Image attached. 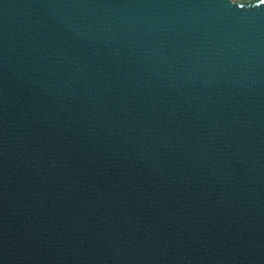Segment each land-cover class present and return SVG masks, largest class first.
<instances>
[{
	"label": "water",
	"instance_id": "1",
	"mask_svg": "<svg viewBox=\"0 0 264 264\" xmlns=\"http://www.w3.org/2000/svg\"><path fill=\"white\" fill-rule=\"evenodd\" d=\"M0 264H264V0H0Z\"/></svg>",
	"mask_w": 264,
	"mask_h": 264
}]
</instances>
